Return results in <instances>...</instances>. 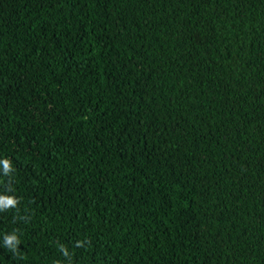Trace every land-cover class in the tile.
<instances>
[{
	"label": "trees",
	"instance_id": "obj_1",
	"mask_svg": "<svg viewBox=\"0 0 264 264\" xmlns=\"http://www.w3.org/2000/svg\"><path fill=\"white\" fill-rule=\"evenodd\" d=\"M0 196V264H264V0H0Z\"/></svg>",
	"mask_w": 264,
	"mask_h": 264
},
{
	"label": "clouds",
	"instance_id": "obj_2",
	"mask_svg": "<svg viewBox=\"0 0 264 264\" xmlns=\"http://www.w3.org/2000/svg\"><path fill=\"white\" fill-rule=\"evenodd\" d=\"M9 161L10 159H3L2 162L4 164V170H5V176L8 175L9 172ZM19 199L13 196H0V211L4 210H9V209H14L17 207L19 204ZM16 240L15 236H5V243L7 246L12 247L13 250H15V246L13 244V241ZM19 243V241H16ZM90 243V241L88 242ZM77 248L84 247V242L83 241H77L76 245ZM60 251L63 253L64 256H69V252L66 247L63 245L60 246Z\"/></svg>",
	"mask_w": 264,
	"mask_h": 264
}]
</instances>
